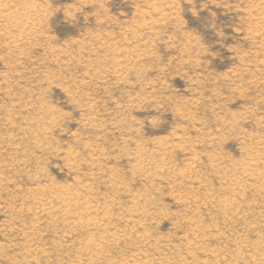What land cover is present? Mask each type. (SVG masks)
I'll list each match as a JSON object with an SVG mask.
<instances>
[{"label":"rangeland","instance_id":"obj_1","mask_svg":"<svg viewBox=\"0 0 264 264\" xmlns=\"http://www.w3.org/2000/svg\"><path fill=\"white\" fill-rule=\"evenodd\" d=\"M259 263L264 0H0V264Z\"/></svg>","mask_w":264,"mask_h":264},{"label":"bare ground","instance_id":"obj_2","mask_svg":"<svg viewBox=\"0 0 264 264\" xmlns=\"http://www.w3.org/2000/svg\"><path fill=\"white\" fill-rule=\"evenodd\" d=\"M7 11V10H6ZM23 14H25V12H23ZM27 14H25V16H26ZM11 16V15H10ZM21 18V17H20ZM25 19V18H24ZM120 66V65H119ZM119 69H120V67H119ZM117 70V69H116ZM118 71V70H117ZM121 71H122V68H121ZM119 72H120V70H119ZM122 74V73H121ZM42 147V146H41ZM138 156V155H137ZM141 159V158H140ZM251 161H252V159H251ZM253 161H254V159H253ZM144 163V162H143ZM250 163V162H249ZM139 165H141V164H139ZM139 167V166H138ZM140 168V167H139ZM240 169V168H239ZM145 170V169H144ZM246 170V169H245ZM158 171V170H157ZM243 173V172H242ZM241 175H243V174H241ZM236 176V175H235ZM239 176V175H238ZM252 176V175H251ZM237 177V176H236ZM243 177H245L244 175H243ZM235 181V180H234ZM237 184V183H236ZM240 184V183H239ZM238 185V184H237ZM54 192V191H53ZM63 192V191H62ZM62 194V193H61ZM69 197H68V196ZM63 198V199H62ZM61 199V201H60V199H59V201H60V206H62V207H64L65 208V210L67 211V209L69 208V205H70V203H72V198H71V195L70 194H65L63 197H62ZM79 198V197H78ZM74 199V198H73ZM75 200V199H74ZM53 201V200H52ZM52 201H50L49 202V205H51L52 204ZM71 201V202H70ZM45 202V201H44ZM76 203V202H75ZM74 202H73V204H75ZM232 203V202H231ZM43 204V203H42ZM41 204V205H42ZM48 205V206H49ZM56 205V204H55ZM86 205V204H85ZM229 205V204H228ZM58 207V208H62V207ZM71 206H72V204H71ZM230 206V205H229ZM39 207V206H38ZM42 207H43V205H42ZM72 207H74V206H72ZM86 207H87V209H92V207H90V206H87L86 205ZM45 208V207H44ZM49 208V207H48ZM47 208V210H49ZM51 208H54V207H52L51 206ZM57 208V207H56ZM57 208V209H58ZM74 209V208H73ZM46 210V211H47ZM61 210H63V209H61ZM98 210V209H97ZM97 210H95L96 212H97ZM43 211V210H42ZM55 211V210H54ZM86 211V210H85ZM59 212V211H58ZM70 212H71V210H70ZM69 212V213H70ZM146 212V211H145ZM55 213V212H54ZM57 213V212H56ZM59 213H61V212H59ZM136 213V212H135ZM137 213H138V211H137ZM65 214V213H64ZM97 214V213H96ZM89 215H90V213H89ZM99 215V214H98ZM62 216V215H61ZM93 218V217H92ZM91 218V215H90V217H88L87 216V218H85L86 220V227H88V228H90V229H94V230H98V228H99V226L101 225V223H103L102 221H103V219L104 218H102V220L100 219V218H98V217H96V218H94V219H92ZM80 220H82V219H80ZM129 220V219H128ZM82 222V221H81ZM82 223H84V222H82ZM82 223H80V224H82ZM83 225V224H82ZM85 227V226H84ZM94 241H92V243H93ZM104 242V241H103ZM262 243V242H261ZM260 245V244H259ZM100 246V245H99ZM102 246V245H101ZM100 246V247H101ZM104 246V245H103ZM258 255H259V253H258ZM262 255V254H261ZM256 256H257V254H256ZM255 256V257H256ZM260 257V256H259ZM254 258V257H253ZM261 258V257H260ZM255 259V258H254ZM263 260V259H262ZM255 261V260H254ZM258 262H259V260H257ZM255 263V262H254ZM261 263V262H260ZM259 263V264H260Z\"/></svg>","mask_w":264,"mask_h":264}]
</instances>
